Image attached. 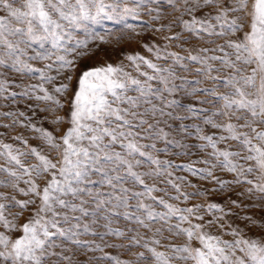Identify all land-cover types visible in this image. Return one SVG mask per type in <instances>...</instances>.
Listing matches in <instances>:
<instances>
[{"label": "snow or ice", "instance_id": "6c2138e0", "mask_svg": "<svg viewBox=\"0 0 264 264\" xmlns=\"http://www.w3.org/2000/svg\"><path fill=\"white\" fill-rule=\"evenodd\" d=\"M105 20L135 36L150 30L159 42L142 47L152 58L127 54V63L76 75L77 57L86 55L77 49L88 41L74 33L93 35L90 25ZM178 92L212 105L199 111L210 112L201 123L213 132L193 125L199 149L211 151L187 164L160 158L170 147L187 155L178 137L192 132L181 124L172 136L169 123L187 118L173 111L180 104L169 97ZM17 96L43 102L55 127L0 111V121H9L0 122V264H264V235L248 236L229 219L255 225L245 209L260 205L227 195L240 187V197L264 201V0H0V99ZM17 127L36 135H13ZM177 168L213 187L174 177ZM217 194L230 207L190 203ZM114 218L124 227H113ZM97 236L103 246L85 238Z\"/></svg>", "mask_w": 264, "mask_h": 264}, {"label": "rangeland", "instance_id": "374dc122", "mask_svg": "<svg viewBox=\"0 0 264 264\" xmlns=\"http://www.w3.org/2000/svg\"><path fill=\"white\" fill-rule=\"evenodd\" d=\"M128 23H137L136 21H133L129 19ZM141 34L139 36H135L133 33L128 31L124 28L122 24H116L112 21H102L101 24L98 25H90V31L93 33V35H86L83 30H78L74 33L75 39L80 40H87V47H81L77 49L78 53H86V55L78 56L77 57V67H76V75H78L80 72L84 70H88L95 67H102L106 66L107 64H113L117 65L121 62L127 63V61L124 60V57L127 54H134L136 52L141 53L142 55L147 56L148 58H152L150 54H148L144 48L142 47L145 43H151L153 41L159 42L157 37H155L150 30H146L143 28L137 29ZM101 37H103V40H101ZM75 55V54H73ZM72 58V57H69ZM35 66L37 67H43L45 62H34ZM51 75H56L55 72L50 73ZM183 75H188L189 79H192L193 77L190 76L187 73H183ZM12 79L17 80L18 82L20 80H25L27 83L32 84H38L40 81L38 77L32 76L31 74H27L23 77L19 75H11ZM60 80L55 81L56 84L60 83ZM73 85H75V79L73 80ZM46 88L51 92L53 85H45ZM17 92L20 91L19 88L13 89ZM175 98L179 104L180 107L173 109V111L177 115L186 116L187 118L184 120H172L169 121L171 124V135L177 136V133L179 132L180 125L183 124L188 127L190 132H192V135L188 136L187 139H184V134L179 133V139H181L182 143H185L187 145V155H180V149L176 148H169V151L166 154H161V159H171L176 164H187L191 163L193 161H200L207 157L208 153L211 151V149H205L204 151H201L199 149V144L202 143L201 141L196 140L195 133L193 131V125L194 124H201V127H204L205 132L207 134H211L213 130L209 128L208 126H205L201 123V120L204 115L210 114V112L206 113L204 111H199L200 109L210 110L212 105L211 103L207 104H201L200 100L204 99L203 96H190L183 92H178L175 94L174 97H169V99ZM7 104V108H0V111H22L25 113L26 117H30L32 119V122L35 123L38 127L42 126L48 130H53L54 125L48 122V120L45 119V117H48V119H51L50 113L41 112L40 109L45 107V104L43 102H37L35 100H29L22 96H17L15 99V102H13L11 99L9 101H4L3 99H0V105ZM187 107H194L198 111L196 113H186L185 109ZM67 105L59 114H67ZM2 123H8L9 121H0ZM67 125H64L66 127ZM63 128L61 129V131ZM168 130V129H166ZM5 131L4 129L0 128V132ZM16 132H23L26 137H30L33 135H36L31 132H27L24 129H21L17 127L15 132L12 134L15 135ZM59 134V133H57ZM30 144L36 145L40 142L35 139L29 140ZM225 145L221 144L219 147L223 148ZM234 146V145H233ZM158 147H163V145H158ZM196 168H203L205 165L196 163L193 165ZM217 176H220L222 179H231L232 174L227 173L226 171H220L217 169L214 173ZM175 176H181L185 177L187 180L191 181L192 184L196 185L197 188L200 189H209L212 188L213 185H210L206 181H203L199 179L198 177H193L190 173L187 171L177 168L174 172ZM163 186L162 184L160 185ZM186 191H195L194 188H186ZM243 191L240 187H235L233 190L228 191L227 195H230L232 199L237 200L241 205H252V204H259V207H248L245 209L248 215L252 216L253 220L257 223L255 225L250 224L248 227H245V224L242 220L238 219L237 217L233 216L229 219L233 223V225H239L241 228H244L245 233L248 236H252L254 238H259L262 235H264V201H260L257 199L249 200L244 197H240L238 195L239 192ZM157 195H160V193H157ZM211 200L214 202H218L221 204H225L226 206L230 207V205L227 204V196L224 194H217L212 195L207 198L201 197V198H194L190 203H201L205 200ZM159 210V209H158ZM233 212L239 213L241 212V209L233 208ZM101 224L104 223L103 221L100 222ZM125 221L122 218H114L112 226L123 228L125 225ZM97 232L102 233L103 229L97 227ZM87 239H95L97 243H101L99 239V236L97 237H85ZM228 238V237H226ZM105 240L108 243H121V241L117 240L114 237H105ZM103 246V244H102ZM105 253L111 254L113 256H118L121 259L128 258L127 254L124 253V251L120 248H105ZM93 256H99L103 255V253H94L91 254ZM81 260L84 259V257H80ZM97 264H111L110 261H99Z\"/></svg>", "mask_w": 264, "mask_h": 264}]
</instances>
